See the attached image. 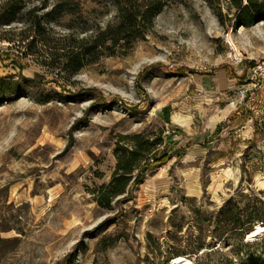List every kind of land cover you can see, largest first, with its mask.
<instances>
[{
  "label": "rangeland",
  "instance_id": "rangeland-1",
  "mask_svg": "<svg viewBox=\"0 0 264 264\" xmlns=\"http://www.w3.org/2000/svg\"><path fill=\"white\" fill-rule=\"evenodd\" d=\"M65 3L70 13L43 20L50 37L86 36L116 11L110 0ZM234 13L230 0H161L125 53L73 73L28 54L31 15L0 26L13 40L0 38V264H264V229L248 244L216 233L227 200L264 202V81L248 72L264 62V19L233 26ZM135 134L158 141L147 156L161 161L100 207L91 191Z\"/></svg>",
  "mask_w": 264,
  "mask_h": 264
},
{
  "label": "trees",
  "instance_id": "trees-1",
  "mask_svg": "<svg viewBox=\"0 0 264 264\" xmlns=\"http://www.w3.org/2000/svg\"><path fill=\"white\" fill-rule=\"evenodd\" d=\"M110 1L116 8L113 21L86 36L77 37L71 32L55 38L49 36L43 20L45 22L54 15L70 13V9L64 6L65 0H56L51 8L40 16L34 13V8L25 11L24 0H3L0 2V26L24 21V15H31L26 21L30 23L32 36L28 38L29 36L25 35L20 38L30 51L28 54L35 55L36 58L45 57L44 63L57 71L73 73L88 63L96 62L101 56L115 54L117 48L121 53H125L135 40L144 36L154 15L161 8V0ZM230 4L235 9L233 26L248 27L264 19V0H230ZM23 32L25 31L20 29V33ZM2 39L13 41L11 38ZM141 138L135 134L129 142L116 143L113 150L116 164L110 180L91 191L100 207L111 208V201L124 194L131 181L144 176L149 169L147 166H150L149 160L154 163L161 161L152 156L148 159L147 156L155 149L154 145L158 141L149 143L147 139ZM241 196L247 199L242 206L238 200L229 199L219 208L217 214L220 224H216L217 237L225 238L230 234L240 239L250 232L256 223L264 224L262 199L253 192Z\"/></svg>",
  "mask_w": 264,
  "mask_h": 264
},
{
  "label": "bare ground",
  "instance_id": "bare-ground-1",
  "mask_svg": "<svg viewBox=\"0 0 264 264\" xmlns=\"http://www.w3.org/2000/svg\"><path fill=\"white\" fill-rule=\"evenodd\" d=\"M261 22V21H259ZM228 42L231 46V49L234 51L235 55L238 57V60H241L243 56L239 53L238 46L235 44V42L231 38V33L229 32L227 34ZM261 183L264 185V176L262 177ZM264 227L261 224H257L250 232L246 233V242H250L256 239L257 235L260 233L261 230H263ZM172 262L176 264H189L190 260L186 258L183 255H176L172 257Z\"/></svg>",
  "mask_w": 264,
  "mask_h": 264
},
{
  "label": "built area",
  "instance_id": "built-area-1",
  "mask_svg": "<svg viewBox=\"0 0 264 264\" xmlns=\"http://www.w3.org/2000/svg\"><path fill=\"white\" fill-rule=\"evenodd\" d=\"M249 79L251 82L264 81V62L257 61L249 67ZM246 88H238L236 91L235 101L242 100L245 96Z\"/></svg>",
  "mask_w": 264,
  "mask_h": 264
}]
</instances>
